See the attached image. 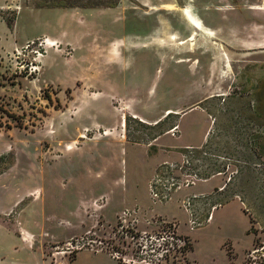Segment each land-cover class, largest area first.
Returning a JSON list of instances; mask_svg holds the SVG:
<instances>
[{"label":"rangeland","instance_id":"rangeland-1","mask_svg":"<svg viewBox=\"0 0 264 264\" xmlns=\"http://www.w3.org/2000/svg\"><path fill=\"white\" fill-rule=\"evenodd\" d=\"M42 1L0 0V264H119L54 247L119 243L107 233L134 207L140 229L155 216L178 223L190 241L179 264H264V0ZM205 138L236 173L231 200L191 230L180 198L225 177L167 205L153 206L147 186Z\"/></svg>","mask_w":264,"mask_h":264},{"label":"built area","instance_id":"built-area-1","mask_svg":"<svg viewBox=\"0 0 264 264\" xmlns=\"http://www.w3.org/2000/svg\"><path fill=\"white\" fill-rule=\"evenodd\" d=\"M44 42L45 40L40 41L39 48L35 51L37 56L41 55ZM33 44L34 41L28 42L26 47ZM176 131L177 126L173 127L170 133L174 135ZM175 152L178 157L172 161L159 163L148 182V196L153 206L169 204L175 194L198 183L207 182L216 176L225 177L224 184L211 193H191L180 198V206L187 216L189 228L199 229L213 218L212 212L215 209L231 200L232 197L227 190L236 172L230 171L229 165L222 164L224 159L218 155L207 138L199 146H186ZM235 198L240 201L239 197L235 196ZM139 224V210L135 207L125 208L107 233L112 235L110 236L112 238L118 237L119 243H110L106 238L102 240L97 237L95 239L79 237L70 240L62 247H54L55 254L73 256L88 248L93 252L108 253L119 264L185 262L190 241L178 233L177 222L155 216L145 220V228L151 230L140 229Z\"/></svg>","mask_w":264,"mask_h":264},{"label":"trees","instance_id":"trees-1","mask_svg":"<svg viewBox=\"0 0 264 264\" xmlns=\"http://www.w3.org/2000/svg\"><path fill=\"white\" fill-rule=\"evenodd\" d=\"M121 0H46L37 3L39 8H63V9H113L116 8ZM0 112L5 113L0 107ZM132 121L131 117L125 118V124L128 125ZM163 124V121L156 123L153 126L144 124V127L153 129ZM154 139V138H152ZM0 157V161H2ZM190 248V247H189ZM190 250V249H189Z\"/></svg>","mask_w":264,"mask_h":264},{"label":"crops","instance_id":"crops-1","mask_svg":"<svg viewBox=\"0 0 264 264\" xmlns=\"http://www.w3.org/2000/svg\"><path fill=\"white\" fill-rule=\"evenodd\" d=\"M178 129V128H177ZM204 141V140H203ZM203 141H202V143H203ZM201 143V144H202ZM201 144H198V145H185V146H199V145H201ZM178 148H181V147H178ZM178 148H176V149H178ZM112 227V226H111ZM145 227H143L142 229H144ZM53 256H55L54 254H53ZM7 264H14V263H7Z\"/></svg>","mask_w":264,"mask_h":264}]
</instances>
